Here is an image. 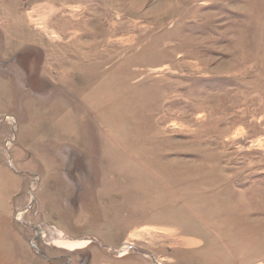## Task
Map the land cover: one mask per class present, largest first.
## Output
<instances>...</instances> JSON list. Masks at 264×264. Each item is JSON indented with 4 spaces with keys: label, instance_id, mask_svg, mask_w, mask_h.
<instances>
[{
    "label": "rangeland",
    "instance_id": "1",
    "mask_svg": "<svg viewBox=\"0 0 264 264\" xmlns=\"http://www.w3.org/2000/svg\"><path fill=\"white\" fill-rule=\"evenodd\" d=\"M0 264H264V0H0Z\"/></svg>",
    "mask_w": 264,
    "mask_h": 264
}]
</instances>
